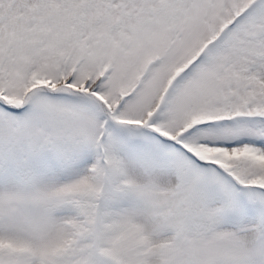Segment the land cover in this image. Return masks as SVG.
<instances>
[{
  "label": "snow or ice",
  "instance_id": "snow-or-ice-1",
  "mask_svg": "<svg viewBox=\"0 0 264 264\" xmlns=\"http://www.w3.org/2000/svg\"><path fill=\"white\" fill-rule=\"evenodd\" d=\"M0 264H264V0H0Z\"/></svg>",
  "mask_w": 264,
  "mask_h": 264
}]
</instances>
